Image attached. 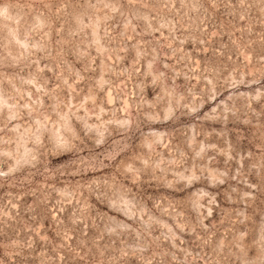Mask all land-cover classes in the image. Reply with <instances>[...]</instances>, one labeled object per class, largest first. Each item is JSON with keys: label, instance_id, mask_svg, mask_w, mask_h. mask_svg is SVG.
I'll use <instances>...</instances> for the list:
<instances>
[{"label": "rangeland", "instance_id": "374dc122", "mask_svg": "<svg viewBox=\"0 0 264 264\" xmlns=\"http://www.w3.org/2000/svg\"><path fill=\"white\" fill-rule=\"evenodd\" d=\"M0 264H264V0H0Z\"/></svg>", "mask_w": 264, "mask_h": 264}]
</instances>
